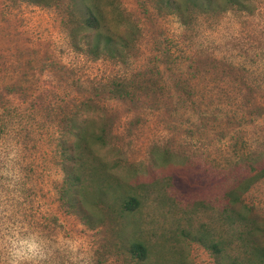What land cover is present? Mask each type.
<instances>
[{
	"label": "rangeland",
	"instance_id": "1",
	"mask_svg": "<svg viewBox=\"0 0 264 264\" xmlns=\"http://www.w3.org/2000/svg\"><path fill=\"white\" fill-rule=\"evenodd\" d=\"M90 1L130 38L125 60L95 56L85 0H0V264H143L128 252L138 230L166 240L149 264H215L173 229L221 228L220 196L235 181L209 184L206 175L264 166V0H250L252 12L191 6L186 18L166 0ZM80 132L89 166L74 170ZM77 175L88 189L133 183L149 197L127 221L118 196L107 197L112 211L93 208L104 220L91 228L80 190H70L73 206L62 198ZM158 177L167 189L173 182L177 206L167 189L149 186ZM209 198L214 207L181 212ZM242 203L264 229V176Z\"/></svg>",
	"mask_w": 264,
	"mask_h": 264
},
{
	"label": "trees",
	"instance_id": "2",
	"mask_svg": "<svg viewBox=\"0 0 264 264\" xmlns=\"http://www.w3.org/2000/svg\"><path fill=\"white\" fill-rule=\"evenodd\" d=\"M166 1L169 4H174L175 8H173L185 18L188 14L187 11L191 10V6H196L197 8L203 7L206 11L218 12L227 11L230 8L236 11H253L249 3L250 0H225L223 6L218 5V0H185L184 3H181L180 0ZM85 4L88 7V12L86 14L84 13L85 26L87 29L96 32L92 44L93 47L91 49L95 56L99 57L102 53H106L111 58L125 60L127 52L126 47L129 45L130 38L122 34L114 33L112 29L108 28L105 15L97 3L85 0ZM84 134L85 133L82 132L77 134L74 143L75 153L69 155L70 159L75 161L76 166H74V170L84 165L89 166L87 163H84L86 159H84L83 154L89 149L86 142L87 137ZM96 140L100 143H107V139L103 134H99ZM245 165L250 171L256 170L253 160L246 162ZM228 175L232 176L235 182L230 188L223 190L220 196V213L226 218L221 228L218 230L213 229L207 223H202L196 230H191L185 226H176L175 229H173V235H190L194 242L201 244V246L209 251L210 255L214 258L215 264H264V243L259 240V236L264 229L260 226L254 214H251L252 208L246 207V205L242 203V194L250 188L252 183L264 176V166L258 169L255 174L244 177H236L235 172L224 174L218 171L217 179H210L208 174L206 175L205 181H209V184H213V181L216 180V182L219 183L218 185H220L223 182L227 183L226 177ZM75 178L76 179L70 183L66 181L61 193L62 198L69 206H73L72 202H74V200L70 197V190L74 186L80 190V202L84 213L83 219L91 228L96 227L98 223H102L104 220L103 216L94 217L92 215L90 211L93 208L104 209L108 207L112 211L111 208H113V205L108 203V199L106 200L107 197L113 199L115 194L118 196L119 206L116 212L118 211V216L124 218L126 221L129 216H133L141 210L144 200L149 197V194L145 192L148 191L147 187L140 191L137 189L139 185H133V183H118L112 188H108L104 183H97L88 189L85 188L86 180L82 179L80 175H77ZM154 185H160L159 189L162 192L163 189L166 191L168 183L165 178L158 177L149 184V186L152 187H155ZM142 186L144 187V185ZM173 187L174 184L172 182L167 189L169 192L167 196L173 204L177 206L178 198L169 190V188L173 189ZM188 206H190L191 210ZM212 206L214 207L213 201L210 198L196 199L194 201H188L187 207L183 208L181 212L186 214V217H193V215L197 214L201 209L206 210ZM248 210H250V212ZM248 212L250 214H248ZM224 224L226 225L224 226ZM165 243L166 240H163L154 244L148 239H145L141 230H138L134 231L133 235L130 237L128 252L132 260L137 263L149 264L154 255L155 248L157 246L161 247L162 244ZM165 262L169 261L166 259ZM159 264H161V262ZM175 264H185V260L183 258H177Z\"/></svg>",
	"mask_w": 264,
	"mask_h": 264
}]
</instances>
